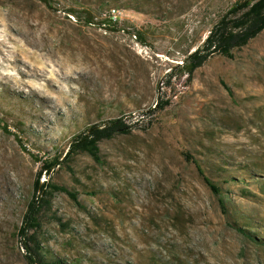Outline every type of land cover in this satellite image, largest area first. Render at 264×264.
Wrapping results in <instances>:
<instances>
[{
    "label": "rangeland",
    "instance_id": "rangeland-1",
    "mask_svg": "<svg viewBox=\"0 0 264 264\" xmlns=\"http://www.w3.org/2000/svg\"><path fill=\"white\" fill-rule=\"evenodd\" d=\"M238 1L0 0V264H27L17 232L39 173L79 194H57L42 220L47 254L67 264H264V32L190 84L175 69ZM161 97L150 127L100 143V164L81 154L74 176L46 174L40 159L75 135Z\"/></svg>",
    "mask_w": 264,
    "mask_h": 264
},
{
    "label": "trees",
    "instance_id": "trees-1",
    "mask_svg": "<svg viewBox=\"0 0 264 264\" xmlns=\"http://www.w3.org/2000/svg\"><path fill=\"white\" fill-rule=\"evenodd\" d=\"M43 4L50 6L52 0H38ZM111 9V8H110ZM74 15V13H71ZM93 19L88 23L91 24ZM106 22V23H105ZM118 23L113 24L109 21H103L108 29H113ZM264 32V0H239L226 13H224L212 26L202 45L196 48L192 53L184 58L180 65L175 67L180 77L185 76L189 84L193 80L194 73L200 69L207 61L214 57L233 59L234 52L247 47L254 39ZM138 40L141 35L134 32ZM175 73L168 75L167 83L175 78ZM179 78V77H177ZM223 86L228 89L224 83ZM168 100L159 98L156 101V107L150 108L151 113L155 115L163 111L168 105ZM152 123L148 126L150 127ZM3 129L9 133L7 127ZM133 127L128 126L123 118L110 120L103 125H94L85 129L84 132L75 135L68 146V151L62 155L56 154L50 160L40 161L43 163L46 174L56 167H63L74 176V170L71 167L73 159L81 154L89 155L95 162L101 163L100 143L104 140H110L117 135L130 134ZM17 141L21 143L18 136ZM187 162L192 163L197 169L199 175L203 178L206 185L218 197L219 207L225 216H229L228 206L230 197L223 194L222 189L216 183L205 175V171L199 161L189 152L183 154ZM42 173H39L35 179L33 187V196L29 201L23 216L22 224L17 232L18 241L27 264H67L64 259L47 254L43 246V216L52 211L53 200L57 194H66L78 204V192L67 189L66 187L55 183L50 178L41 181ZM79 205V204H78ZM238 228V226H236ZM251 227V225L249 226ZM242 233L252 236L251 231L240 229ZM254 236V235H253ZM252 238L255 240V238Z\"/></svg>",
    "mask_w": 264,
    "mask_h": 264
},
{
    "label": "built area",
    "instance_id": "built-area-1",
    "mask_svg": "<svg viewBox=\"0 0 264 264\" xmlns=\"http://www.w3.org/2000/svg\"><path fill=\"white\" fill-rule=\"evenodd\" d=\"M123 14V10L121 13L119 14H109V13H105L104 17L107 19V21H109L110 23L116 24L119 23V21L121 20V16ZM132 40L133 42L137 40V36L135 34L132 35ZM163 98V97H161ZM156 107V103L153 105L152 109H154ZM155 114L152 112L151 110L149 111L146 110L145 112H143L142 114H139L137 116H134L131 120L128 119L127 117H122L124 122L133 128H140V127H144V126H148L150 123H152L155 119Z\"/></svg>",
    "mask_w": 264,
    "mask_h": 264
}]
</instances>
